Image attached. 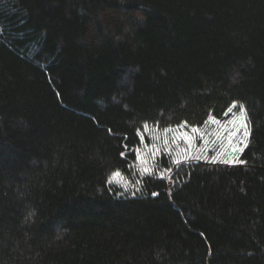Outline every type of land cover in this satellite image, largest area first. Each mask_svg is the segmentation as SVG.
I'll return each mask as SVG.
<instances>
[{
    "label": "trees",
    "instance_id": "obj_1",
    "mask_svg": "<svg viewBox=\"0 0 264 264\" xmlns=\"http://www.w3.org/2000/svg\"><path fill=\"white\" fill-rule=\"evenodd\" d=\"M233 104L244 165H137ZM0 264H264V0H0Z\"/></svg>",
    "mask_w": 264,
    "mask_h": 264
},
{
    "label": "rangeland",
    "instance_id": "obj_2",
    "mask_svg": "<svg viewBox=\"0 0 264 264\" xmlns=\"http://www.w3.org/2000/svg\"><path fill=\"white\" fill-rule=\"evenodd\" d=\"M243 111L245 116L241 117V107L238 108L235 104V107H231V111L228 110L223 118L210 117L201 127H193L185 123L168 128L146 125L140 131V145L136 149L137 157L139 155L140 159L136 158L137 165L144 173H149L153 165L163 156H168L175 165L185 162L225 166L244 165L245 161L241 156L249 144L250 135L245 141L244 128L241 125L246 121L248 126V120L244 108ZM165 129L169 131L165 132ZM193 129L198 131L193 132ZM228 131L236 133L230 140ZM145 169L147 171H144ZM116 172L109 175V183L126 185L127 180L122 175L113 177ZM160 175L162 176V173ZM169 175L170 173H166L165 177Z\"/></svg>",
    "mask_w": 264,
    "mask_h": 264
},
{
    "label": "snow or ice",
    "instance_id": "obj_3",
    "mask_svg": "<svg viewBox=\"0 0 264 264\" xmlns=\"http://www.w3.org/2000/svg\"><path fill=\"white\" fill-rule=\"evenodd\" d=\"M232 107H235V104L232 105ZM229 111H231V108H229ZM241 117L245 116V113L243 111V106L241 105V112H240ZM241 127L244 128V137H245V141L247 140V137L250 135V130L248 129L247 126V122L245 121L244 123H242ZM169 131V129H165V132ZM198 131V129H193V132ZM236 133L234 131H228V138L229 140L231 139L232 136H234ZM165 143H167V141L165 140ZM245 146H247V144L245 143ZM240 151H243V149H240ZM138 159H140L139 155L137 157ZM144 171H147V169H145ZM121 174L117 171L116 173L113 174V177H119Z\"/></svg>",
    "mask_w": 264,
    "mask_h": 264
}]
</instances>
